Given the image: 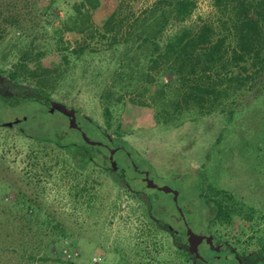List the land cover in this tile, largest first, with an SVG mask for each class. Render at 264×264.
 <instances>
[{
    "label": "rangeland",
    "instance_id": "1",
    "mask_svg": "<svg viewBox=\"0 0 264 264\" xmlns=\"http://www.w3.org/2000/svg\"><path fill=\"white\" fill-rule=\"evenodd\" d=\"M79 1L57 0L54 8L58 17L47 21L38 10H41L45 0L43 3L42 0H0V8H6L2 9L4 13L10 9L23 14L24 37L28 39L27 43L36 41L42 52L39 66L58 71L62 63L55 37H61L65 44L68 41L74 44L77 34L61 30L60 26L62 20L76 12ZM118 1L100 0V6L92 12L94 21L102 23ZM150 1L131 0V3L135 9L140 10ZM208 4L209 0H199L191 21L206 14L209 11ZM50 20L51 23H48ZM54 28L59 29L55 34ZM20 34L12 29L1 39L0 62L11 61L12 55L17 52V48L13 47ZM105 65L106 61L99 55H84L80 60L70 58V69L51 93L52 100L76 110V120L90 140L123 148L116 152L114 158L119 168L121 166V172L125 173L129 187L123 182H117L115 174L94 168L90 179L84 180L80 176L82 180L79 181L91 188L93 199L86 204V201L77 203L76 210L73 208V194L77 195V190L72 188L73 181L68 175L61 176L62 172L60 175L55 174L51 168L49 173H45L40 167H30L26 159L30 146L29 136L21 135L19 128H23L26 135L59 137L62 143L81 141V132L69 127L67 117L60 111L49 112L29 97L17 93L14 99L18 101L15 104L12 102V105H4L0 98V120L13 122L18 119L11 126L0 124V175L13 180L28 173L29 168L33 179L37 175L42 176L45 182L38 202L50 213H54L63 222L67 232H70L71 235L65 241L71 249H78V256L72 262L189 264L176 256L170 231L146 217L145 207L148 206L155 217L178 228L174 219L165 216L166 208L172 209L174 213L170 195L159 190H147L138 181L139 176L132 171L125 151L143 171L150 172L155 182L166 184L179 192L178 206L183 207L185 220L193 232H209L214 243L225 244L223 253L230 257L236 255L230 254L232 250L245 253L260 251V247L253 242L256 236L264 237V92L246 94L232 116L214 113L194 121H185L179 127L156 124L150 109L126 98L122 110L111 116L112 127L117 126L119 133L111 130L107 133L102 131L105 121L98 97L99 84L91 82L93 77H90V71L100 72ZM2 67L0 65V76L6 77ZM24 117L26 119L21 120ZM89 151L95 164L110 167L106 148L89 144ZM44 158L43 162H46L47 157ZM51 161L53 165L54 160ZM60 166L61 163L57 167ZM89 166L91 168L92 164ZM17 184L27 192L38 191V187L35 188L33 184L27 185L25 179H18ZM218 189L225 190L231 196V206L238 211V215L228 225L214 222L210 206L205 200L206 196L212 197ZM134 190L147 195V203L136 196ZM13 194L12 191L6 194V200L13 197ZM13 235V239L3 241L4 234H0V264H24L20 254H24L29 246L22 249L21 244L16 243L18 235ZM250 236L252 241L248 243ZM37 241L38 235L29 239L30 244ZM5 245L7 247L3 249ZM210 249H202L201 246L204 257L209 261L213 250ZM232 260L219 258L211 264H231Z\"/></svg>",
    "mask_w": 264,
    "mask_h": 264
},
{
    "label": "trees",
    "instance_id": "2",
    "mask_svg": "<svg viewBox=\"0 0 264 264\" xmlns=\"http://www.w3.org/2000/svg\"><path fill=\"white\" fill-rule=\"evenodd\" d=\"M45 1L41 10L37 7L45 21L58 17L54 8L57 0ZM198 1L151 0L137 10L131 0H119L105 20L97 24L92 12L100 6V0H80L76 12L62 20L60 26L61 30L77 34L74 44L69 41L65 44L61 37L54 35L62 63L58 71L39 66L42 52L36 41L27 43L22 31L23 14L10 9L4 13L2 9L6 8L1 7L0 41L12 29L22 35L13 47L17 52L11 61L0 62L11 92L10 95L2 93L0 98L4 105H12L18 101L14 97L19 93L45 107L70 69V58L80 60L84 55H99L106 65L100 72L90 71V77H93L91 82L99 84L98 97L105 121L102 131L119 133L117 126L112 127L111 116L122 110L126 98L150 109L154 122L163 126L179 127L185 121L214 113L232 116L246 94L264 92V0H209V11L191 21ZM58 30L54 28V34ZM19 129L21 135L29 136L26 159L30 167H40L45 173L51 168L55 174L62 172L61 176L68 175L73 181L72 188L77 190V195L73 194L75 210L77 203L86 201V204L93 199L91 188L79 182L80 176L90 179L94 168L115 174L111 166L104 168L94 163L89 144L82 136L81 141L62 143L59 137L26 135L23 128ZM44 157H47L46 162H43ZM59 163L61 166L57 167ZM30 171L13 180L0 175L2 240L13 239V234H17V245L21 244L22 249L29 246L20 254L24 264H76L72 261L78 254L70 259L64 257V250H73L65 241L70 232L54 213L38 202L45 181L41 175L33 179ZM20 178L25 179L27 185L38 187V191L27 192L18 187ZM115 180L123 182L119 177ZM10 191L13 197L6 200L5 195ZM230 198L221 189L212 197L206 196L214 222L219 225L232 223L238 215ZM140 199L147 203L142 195ZM145 208L146 217L150 219L151 209ZM33 235H38V241L30 244ZM251 241L252 236L248 243ZM172 242L176 256L193 264L186 246L176 239ZM253 243L261 250L235 252L242 264H264V237L256 236ZM5 247L7 245L3 249ZM233 262L238 264L237 259L231 264Z\"/></svg>",
    "mask_w": 264,
    "mask_h": 264
},
{
    "label": "flooded vegetation",
    "instance_id": "3",
    "mask_svg": "<svg viewBox=\"0 0 264 264\" xmlns=\"http://www.w3.org/2000/svg\"><path fill=\"white\" fill-rule=\"evenodd\" d=\"M5 80H6V77L0 76V95L2 93H6V92H8L9 95L11 94V92H9V90L7 88L8 85L5 83ZM3 88H5V91L4 92H3ZM50 101L47 104H45V107L46 108H49ZM47 110H49V109H47ZM3 123L4 122H2L0 120V124H3ZM78 127H80L79 124L77 125L76 128L80 131V129ZM109 140L111 141L110 138H109ZM100 146H103L104 148H106L108 150V152H109L110 149H113L114 150L113 159L115 161H116V159L114 158V156H115L116 152H118V150H120V151L123 150V148L121 146H112L111 147V146H108V144H106V143H102V144H100ZM124 154H125V157L130 162V167L132 168V171L139 176L138 181H140V183L142 182V184L147 187L146 176H145V173L147 172L148 173V178L152 179L153 182L156 183L157 186H160V183L159 182L158 183L155 182V179L153 177H151L150 172L148 170H144L143 171L138 166V164L135 163V161L130 157V154L128 152L125 151ZM108 159H109V155H108ZM120 169H122V168H121V166L119 168L118 163L116 161L115 174H117V177H119L120 180L123 181V183H125L126 187L128 188L129 187V184L126 183L125 173H122ZM148 189L149 190L150 189L151 190H158L157 187H147V190ZM134 194L136 196H138V197H140L141 195L143 197H145V198L147 197V195L141 194L138 190H134ZM166 194L170 195V199L174 203V207H173L174 213H173L172 209L171 210H168L166 208L165 216L167 215V216L171 217L172 219H174L177 222V224H178V228H173V226L170 223H168V222L167 223H165L164 221L162 222L161 219L155 217L152 213L149 215V217H150L151 221L153 223H155L157 226H163L165 229H167L168 231H170V233H171V239H176V240L180 241L181 243H183L184 246H186V248L188 250V253L190 254L191 262L193 264H209V262L211 264L214 259H219V258H222V260H225V259H228V258L229 259H237L238 264H242V260L239 259L235 255V251L234 250L231 251V248H230V251H231L230 254L233 253L235 256L234 257H230L228 255H225V253H223V249H224L225 244L224 243H218V242L214 243V238H213L212 235H211V239H212V242L214 244L213 245V248H217V250H214V249L211 250L210 247H209V245L206 242V239H205L207 236L210 235L209 232H206V234H198V233H196L198 235H202V236L205 237L196 246L199 256H196L194 253L189 252V248L190 247H189L188 235L186 233V230H187V228H190V227L188 226V224H187V222L185 220V217H184L185 211L183 210V207L178 206V205H180L179 204V200H178V198H179V192H178V195H177L176 200L173 199V194L171 192H168ZM148 198L150 200L152 199L151 197H148ZM201 246H202V249L207 248V249H210L212 251V253L210 255V261L209 260H206V258L204 257L203 250H201ZM227 253H229V250H228Z\"/></svg>",
    "mask_w": 264,
    "mask_h": 264
},
{
    "label": "water",
    "instance_id": "4",
    "mask_svg": "<svg viewBox=\"0 0 264 264\" xmlns=\"http://www.w3.org/2000/svg\"><path fill=\"white\" fill-rule=\"evenodd\" d=\"M48 109H49L48 110L49 112H53L54 110L60 111L62 114L68 117L69 127H74V128L77 127L78 123L76 121V110L74 108H69L65 104L59 101L51 100L49 103ZM17 121L18 119H15L13 122L16 123ZM13 122L7 121V122H4L3 124L6 126H11ZM78 128L80 129V127ZM81 136L83 140L90 145L102 144V142L90 140L84 131H81ZM113 153H114V150L110 149L109 150L110 166L112 167L113 170H116V161L113 159ZM145 176H146L147 187H157L158 190L165 192V193L171 192L173 194V199L176 200L177 195H178L177 190L173 189L172 187L166 184L157 186L156 183H154L152 179L148 178L147 172L145 173ZM186 233L188 235V241H189V247H190L189 252L194 253L196 256H199L196 246L205 237L194 233L190 228H187ZM205 239L211 249L217 250V248H213L211 236H207Z\"/></svg>",
    "mask_w": 264,
    "mask_h": 264
},
{
    "label": "built area",
    "instance_id": "5",
    "mask_svg": "<svg viewBox=\"0 0 264 264\" xmlns=\"http://www.w3.org/2000/svg\"><path fill=\"white\" fill-rule=\"evenodd\" d=\"M77 254H78L77 250H74L72 252L64 250V257L66 259H70L71 257L76 256Z\"/></svg>",
    "mask_w": 264,
    "mask_h": 264
}]
</instances>
